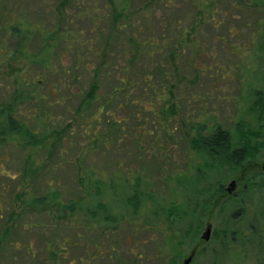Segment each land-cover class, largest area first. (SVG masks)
<instances>
[{"label": "rangeland", "instance_id": "rangeland-1", "mask_svg": "<svg viewBox=\"0 0 264 264\" xmlns=\"http://www.w3.org/2000/svg\"><path fill=\"white\" fill-rule=\"evenodd\" d=\"M73 1L5 0V6L0 4V25L6 21L5 26L8 27L1 39L5 40L12 53L17 51L19 38L11 37L16 22L12 18L5 19L8 16L3 13H9L12 8L29 13L31 19L44 16L50 21V31L63 30L71 42L66 45L73 44L79 48L81 40L101 37L105 41L107 35L116 34L115 30L128 22V19L114 21L113 28L116 14L113 8L120 7L121 0H76L78 5ZM147 1H131V19L149 16L144 7ZM176 1L175 6L169 9L155 5L157 12L153 25L159 39V23L161 25L171 18L181 19L178 25L189 30V36H184V40H190V43L196 40L193 46L191 44L192 50H186L182 61L178 62L179 66L168 64L169 70L176 66L180 69L184 76V89L188 86L186 77L190 78L189 89L182 91L189 100V107L182 106L163 129L156 122L152 123L150 114L138 116L137 106L115 109L113 105L101 118L104 124L99 131L102 132L111 116L120 121L123 130L112 133L109 140L112 142L105 145L106 148L102 146L105 138L101 137L95 144L97 139L86 134L94 129V125L85 121H81L80 129H73L80 131L77 136L64 141V157L71 165L63 169L59 182L68 193L77 186L83 196L86 194L83 188L92 186L88 177L90 168H94L97 176L104 171L108 186L104 203L112 206L111 216L115 218L106 222L103 219L106 215L104 210L95 207L97 203L91 208L94 210L92 214L83 210L71 215L65 209L63 220L57 204L37 209L31 200L35 197L32 198L30 193L35 196L43 191L35 192L32 183L27 185L20 180L21 167L32 150L21 151L9 144L5 149L0 148V241L6 234L8 236L7 244L0 249V264H10L14 259L17 264L37 263L47 255L45 249L39 251L47 248L45 240L54 236L62 240L63 235L79 243L70 250V257L76 263L82 260L85 264H184L193 255L190 264H264V117L255 108L256 95L264 93V26L256 21V17L263 16L262 10L252 9L251 5L244 7L243 3L249 0H220L221 14H212L211 11L218 22L226 17L225 23L218 26L216 22L212 25L208 13L201 16V22V17L196 15L201 10L199 5L194 8L193 16H187L185 13L190 0ZM64 2L70 4L62 8ZM192 21L195 26L194 32L190 33ZM75 37H78V42ZM21 44L22 52L18 55L24 54V58L12 57L9 64L0 66L1 81L17 86L22 76L41 82L56 77V73L45 72L33 63L34 58H39L40 45L45 46L43 40ZM200 45L204 51L198 55ZM93 47L90 48L94 50ZM97 48L99 44L94 50L95 57H91L87 49L76 54L72 50L66 51L63 44L54 48L56 56L52 57L50 65L59 74L62 66L70 69L79 55L87 53L90 59L87 68L92 72L101 61L98 57L101 51ZM114 48L111 43L110 52ZM169 49L165 50V54L169 53ZM187 58H190L191 69L186 71ZM162 60L160 57L161 63ZM138 62L139 73L144 75L149 61L143 58ZM134 68H137V63ZM85 72L82 66H78L73 74L79 78L78 86L88 90L92 73ZM153 75L152 81L157 84L155 80H160L161 76L157 73ZM78 86L76 84L74 88L77 93ZM64 103L73 112V115L66 113L62 116L64 123H76L77 101L72 99ZM53 111L55 115L59 114L58 108L54 107ZM187 116L188 119L184 120ZM219 127L229 131L235 143L241 139V129L247 135L256 134L246 139L254 156L244 163L245 169L237 174L229 166L218 160L213 163L211 158L192 149L191 142L197 137L198 130L203 128L208 133ZM175 128L173 136L167 134ZM148 132L152 134L149 137ZM141 136L140 140L134 139ZM47 152L46 149L39 152L44 161L50 159L45 157ZM78 175L82 179L77 181ZM128 176L130 180L122 184L120 179ZM198 177H202L203 181ZM112 181L114 186L110 188ZM219 188L234 200L227 201L229 197L222 195ZM98 194L93 193L91 200H101ZM126 195H136L139 201L135 205L139 208H133L135 205L126 201ZM69 198L68 194L60 204L66 207ZM65 226L69 229H63ZM208 227L211 233L209 239L204 240ZM76 229H79L78 232ZM75 232L80 234L79 238ZM96 243L100 245L99 252L95 251ZM16 244L21 251H15L19 248ZM93 253L97 256L91 261L89 254Z\"/></svg>", "mask_w": 264, "mask_h": 264}, {"label": "trees", "instance_id": "trees-1", "mask_svg": "<svg viewBox=\"0 0 264 264\" xmlns=\"http://www.w3.org/2000/svg\"><path fill=\"white\" fill-rule=\"evenodd\" d=\"M131 1L133 2V0H121L120 7L113 8L116 11L112 23L113 28L114 24H116L114 21L117 22L119 20L128 19V22L125 21L115 30L116 34L107 35L105 41H103L101 37H98V39L89 37L87 40H81L79 42L80 48L77 46L75 47L73 44L69 46L71 43L70 39L67 38L68 35L63 34V30L50 31V21L44 19V16L31 19L30 17L32 15L27 12L16 10L15 8H12V11H8L9 13L2 11L8 16V18L5 19L8 20L12 18L15 20L16 25L11 30V37L19 38V40H17L18 49L16 52H13V54L12 51L6 47L7 44L4 42L5 40L1 39L8 27L5 26L6 21H4L2 25H0V42H2L0 44V66L9 64L12 57L24 58V54L18 55L22 52L20 50L22 42L30 43L32 40L38 41L41 39V41L43 40L45 42V46L41 44V51L39 55H37L39 58L33 59L32 57L31 60L33 59V63H36L45 72L56 73V77L47 82H41L36 78L22 76L17 86L6 84L0 80V148L5 149L7 145L13 144L21 151H26L27 148L32 150V154L29 153V155H27L26 161L23 167H21L20 180L27 185L32 183L35 192L43 191L40 195L35 196L30 193L32 198L35 197L31 200L37 205V209H44L45 207L50 208L53 207L54 204H57L61 210L60 214L62 220L66 217L65 209L71 215L76 214L78 211L83 212V210L92 214L94 210H91V208H93L96 203L97 205L95 207H98L99 210H104L106 215L103 219L106 222L115 218V216H111L112 206H106L104 203V197L108 195V186L104 171L97 176L94 168H90L91 171L88 177L92 180V186L86 185L83 188L84 194L86 193L83 196L79 194L80 190L77 186L73 189L74 191L68 193L65 186L59 182V177L63 169H67L70 164L64 157V154H66L64 150V141L66 138H72L74 135L77 136L80 133V131L73 129H80L81 121H85L86 124L87 122L93 123L94 129L86 132V134L97 139L95 144L99 143L101 137L105 138L103 140L106 142H102L105 143L102 146H105L112 142L109 140L114 131L123 130V127L120 126V121L111 116L106 120L107 123L105 122V127L100 133L99 129H101L104 124L101 118L109 112L110 106L113 107V105H115V109L124 106L129 108L130 106H137L138 116L144 113L150 114L149 116H151L152 123L156 122L164 129V126L169 124L170 117L173 116L175 112H178L182 106H185L187 109L190 104L188 103L189 100L183 96L182 92L189 89L190 78L186 77V84L189 87L186 85L187 87L185 86L186 89H184V76L180 73V69L178 68L180 63L178 62L182 61V57H184L186 50L189 52L192 50V46L196 43V40L194 43H190V40H184V36H189L187 34L189 30L186 31V29H182L181 26L178 25L181 19L173 20L171 18L161 25L159 23V39L157 38L158 32L156 33L154 31L155 26L153 25L155 23L154 17H156L155 15L157 12L154 8L155 5H161L163 9H169L174 7L177 1L148 0L144 7L150 13L147 14L149 16L142 15L140 19L136 18L134 20L131 19V13L133 11L130 4ZM218 1L220 0H190L188 2V12L185 14L191 16L195 11L194 8L199 5L201 10L196 15L204 17L205 14L208 13V19H210L212 25L215 22L219 23L218 26L223 25L226 17L221 18L220 22H218V20L211 15V11L212 14H221L222 11L219 7L220 2ZM77 2L78 1L75 0L72 3L78 5ZM239 2H241V0H239ZM243 2L244 1H242V3ZM0 4L5 6L7 2H5V0H0ZM68 4L70 3L68 2ZM68 4L64 2L62 8ZM246 5H251L252 9L262 10L263 16L256 17L257 20L253 18L260 25L264 26V0H249V2L243 3L244 7ZM190 7L192 9L191 11ZM91 21L95 23L93 20ZM201 22H203V19ZM194 26L195 22L192 21L190 23V33L194 32ZM129 29V35H127ZM38 32H40V34H38ZM56 33L59 34L55 35ZM156 38L157 40H155ZM74 40H76V42L79 41L78 37H75ZM52 41L53 43H51ZM67 42L69 45H66ZM111 43L116 48H114L112 52H110ZM63 44H65L66 51L72 50L76 54H79L82 49L84 51L87 49L91 57H95L96 53L94 50L96 45L99 44L101 54H98V57L101 58V61L91 72L92 69L87 68L88 60L90 59L85 52L86 55H79L70 69H66L65 66H62L63 70L58 74L57 71H53L54 67L50 65V61L53 56H56V49L54 48H60ZM91 46H94V50L90 48ZM99 48H97V50ZM167 48H170L168 50L169 53L165 54ZM198 48L199 51L197 54H202L204 47L200 45ZM58 53L60 55L61 52L58 51ZM160 57L163 59V63L160 62ZM143 58L148 59L149 64L145 68L146 73L141 75L139 73L138 61ZM136 63L137 68H134ZM168 64L178 66H176L175 69L173 68V70L170 69L172 70L170 71L168 69ZM78 66H82L86 74L90 75V73H92V81L88 90H85L81 85L80 87L78 86L79 78L73 74V71L78 69ZM190 67V58H187L184 68L187 71L191 69ZM156 73L161 76L160 80H155V82L158 81L157 84L152 81L154 77L153 74ZM179 80L180 82L176 83ZM76 84L79 89L78 93L74 91ZM142 85L146 86L144 87ZM256 96L258 100H256L255 108L258 109L260 116L264 117V93H260ZM72 99L77 101L76 112L74 114L76 123L71 121L72 124H66L62 116L66 113L73 115V112L70 110V106H66L64 102ZM54 107L59 109L58 115L54 114ZM167 107L169 108L167 109ZM59 116H61V118ZM187 119L188 116L184 118V120ZM176 130L175 128L166 133L173 136ZM202 130L203 128L198 130V135L192 140L191 146L194 151L203 153L205 156L211 158L213 163L218 160V162L229 166L230 170L237 174L242 169H245L243 167L244 163L251 157L253 158L254 151L252 146H250V142L246 141V139H250L256 134L252 133L247 135L244 129H239L241 139L235 143L230 132L220 127L208 133L206 130ZM202 132H205V134L202 135ZM151 135L150 132L147 133L148 137ZM141 138L142 136L135 137L134 139L140 140ZM98 146L99 145H97V147ZM44 149L48 151L45 156L50 157L48 161H44V158L39 154V152L42 150L44 151ZM55 157L56 159L53 160ZM79 179H82V177L78 175L77 181ZM198 179L203 181L202 177H198ZM120 180L122 184H124L123 181H129L130 177L128 176V178L125 179L121 178ZM54 183H56L55 187ZM113 184L112 181L110 183V188L114 186ZM196 186H199L197 182ZM218 191L226 198L229 197L226 199L227 201L231 199L234 200L230 194L227 192L225 193L220 188ZM93 193H99L98 196L101 200H91ZM68 194L70 198L66 207H63L60 202L62 199H65L66 196L68 197ZM127 196L128 195H126V201L131 205H135V203L139 201L136 195H132L131 197ZM133 208L137 209L139 206L136 207L135 205ZM100 217L102 218V216ZM100 217L98 219H100ZM66 227L67 226L63 227V229ZM78 230L79 229H76L75 231L78 232ZM56 231L58 230L56 229ZM77 232L75 233L77 238H79L80 234ZM6 235L3 236L2 241H0V249L7 244L8 236ZM54 237L50 240H45V246L47 248L39 250L43 252V249H45L47 252L45 257L39 259L40 263H38V261L37 263L27 264H64L63 261H66L67 264H85L82 260H80V263H76L75 260L70 257V250L79 246V243H77L74 238L63 235L62 240H59L56 236ZM53 244L57 245L54 246ZM99 246V243L94 245L95 251L99 252ZM12 247L14 248L13 245ZM34 254L31 255V257L34 256ZM96 256L97 254L94 253L89 254V259L93 261L96 259ZM16 262L17 260L14 259L10 264H17Z\"/></svg>", "mask_w": 264, "mask_h": 264}, {"label": "water", "instance_id": "water-1", "mask_svg": "<svg viewBox=\"0 0 264 264\" xmlns=\"http://www.w3.org/2000/svg\"><path fill=\"white\" fill-rule=\"evenodd\" d=\"M233 184H234V183H233ZM233 184H232V185H233ZM210 233H211V228L208 227L207 230H206V233L204 234L203 239H204V240H208V239H209V236H210ZM192 258H193V255H191V256L189 257V259H188L184 264H189V263L192 261Z\"/></svg>", "mask_w": 264, "mask_h": 264}, {"label": "flooded vegetation", "instance_id": "flooded-vegetation-1", "mask_svg": "<svg viewBox=\"0 0 264 264\" xmlns=\"http://www.w3.org/2000/svg\"><path fill=\"white\" fill-rule=\"evenodd\" d=\"M16 245L19 246V244H16ZM17 250L21 251L20 246H19V248H18ZM133 254H135V253L133 252ZM189 264H190V263H189Z\"/></svg>", "mask_w": 264, "mask_h": 264}]
</instances>
